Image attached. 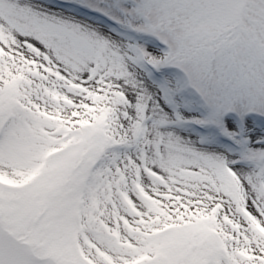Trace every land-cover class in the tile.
<instances>
[{
	"label": "snow or ice",
	"instance_id": "obj_1",
	"mask_svg": "<svg viewBox=\"0 0 264 264\" xmlns=\"http://www.w3.org/2000/svg\"><path fill=\"white\" fill-rule=\"evenodd\" d=\"M0 264H264V0H0Z\"/></svg>",
	"mask_w": 264,
	"mask_h": 264
}]
</instances>
